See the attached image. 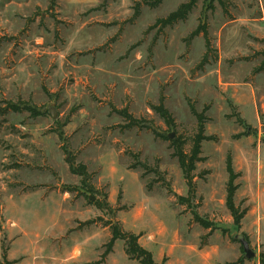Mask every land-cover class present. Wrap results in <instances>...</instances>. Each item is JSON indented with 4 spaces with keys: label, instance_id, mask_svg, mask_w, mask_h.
Returning <instances> with one entry per match:
<instances>
[{
    "label": "rangeland",
    "instance_id": "obj_1",
    "mask_svg": "<svg viewBox=\"0 0 264 264\" xmlns=\"http://www.w3.org/2000/svg\"><path fill=\"white\" fill-rule=\"evenodd\" d=\"M142 1L0 0V264H139L123 241L102 258L108 222L139 236L159 264H261L264 0L226 9L199 0L164 29L157 21L186 0L142 4L135 16ZM202 22L209 46L203 34L190 38ZM160 103L174 127L153 110ZM9 104L37 116L1 112ZM192 109L212 140L188 206L177 199L188 186L175 153L176 141L191 151ZM229 156L240 175L235 204L248 210L239 225L226 204ZM68 158L87 167V188ZM105 203L110 211L98 208Z\"/></svg>",
    "mask_w": 264,
    "mask_h": 264
},
{
    "label": "trees",
    "instance_id": "obj_2",
    "mask_svg": "<svg viewBox=\"0 0 264 264\" xmlns=\"http://www.w3.org/2000/svg\"><path fill=\"white\" fill-rule=\"evenodd\" d=\"M56 0H53L55 2ZM165 0H144L142 2H138L136 4L135 10V16H138L142 4H145L146 6L150 8H157L159 7ZM199 0H186V2L182 3L179 8L169 14L165 18H161L157 21L156 26H160L162 29L167 27H173L174 25L178 24L179 22H183L187 20L188 16L192 13V11L196 8ZM229 0H211L207 6L210 9L214 8V3L218 2L220 6L223 9H226L227 2ZM203 34L206 41L207 46H209V40H208V25L204 24L203 22L200 23V25L197 27V29L190 35V38L198 37L199 35ZM264 66V65H263ZM262 66V67H263ZM264 69V67H263ZM262 69V70H263ZM12 110L13 112H20L22 110H26L30 112L31 114H34V116H37L36 110L33 108H30L28 106L20 107L18 105L9 104V108H7L5 111ZM153 110L166 122V124L169 127H174V119L172 115L169 113V111L165 108L163 103H160L158 106H154ZM193 114L198 119V132L195 135V137L192 140V148L190 153H185L183 151V145L185 143L181 141L177 142V149L175 153V157L178 159L180 168L182 170L183 176L185 178V181L188 186V195L187 197H180L178 196L177 199L180 204L188 206H191L192 200L195 198L196 194V187L194 183V172L196 170V164L204 161V159L201 157L202 154V144L205 141L212 140V137L206 136L205 134V124H204V117L202 114L196 113L194 109H192ZM120 116L131 122L132 125H138L139 121L128 114L126 110H121L118 113ZM67 163L69 164L70 171L78 175L82 178V185L87 188V182L90 179V175L88 174L87 167L84 165H78L75 167V162L73 158H68ZM144 169H146L145 165H142ZM226 171L228 173L229 179L226 186V204L227 208L231 213V216L234 219L235 225H239L241 221L245 218L247 215L248 210L244 209L241 210L240 207H237L235 204V195L239 188V185L236 184V180L240 177L239 174L235 173L233 169L232 159L229 156L226 161ZM94 190L92 189V192ZM99 209L101 210H111L109 209L107 203L105 204H99ZM194 220L196 223L200 224L203 228L209 229L210 225L204 220L201 219L196 212L193 213ZM94 222H88L87 225L92 224ZM106 226L109 227L111 238L108 241L106 245V251L102 255V258L105 259L110 253H112L115 243L117 241H123L124 242V251L128 258L132 261H136L139 264H158L153 257V254L151 251L147 250L146 248L142 247L139 243L140 237L130 233L126 232L123 227L119 223H112L108 222L106 223ZM261 264H264V255H261ZM5 263L10 264L7 261V258H5ZM98 264V263H96Z\"/></svg>",
    "mask_w": 264,
    "mask_h": 264
},
{
    "label": "water",
    "instance_id": "obj_3",
    "mask_svg": "<svg viewBox=\"0 0 264 264\" xmlns=\"http://www.w3.org/2000/svg\"><path fill=\"white\" fill-rule=\"evenodd\" d=\"M52 117L55 118V115L53 113H52ZM235 239L241 243V245H242V247L244 249V252L246 253V257L247 258L254 257V253L250 249V245L246 241V239L244 238V236H237Z\"/></svg>",
    "mask_w": 264,
    "mask_h": 264
},
{
    "label": "crops",
    "instance_id": "obj_4",
    "mask_svg": "<svg viewBox=\"0 0 264 264\" xmlns=\"http://www.w3.org/2000/svg\"><path fill=\"white\" fill-rule=\"evenodd\" d=\"M238 191H239V189H238L237 192H236L235 199H236V196H237ZM139 242H140V239H139ZM147 250H148V249H147ZM154 260H155V259H154ZM157 263H158V262H157ZM158 264H159V263H158ZM180 264H183V259H181Z\"/></svg>",
    "mask_w": 264,
    "mask_h": 264
}]
</instances>
